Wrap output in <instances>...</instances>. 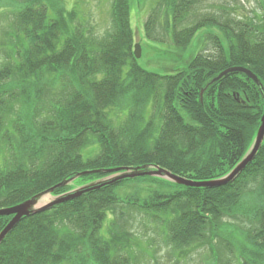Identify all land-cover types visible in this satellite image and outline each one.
Here are the masks:
<instances>
[{
	"label": "trees",
	"instance_id": "trees-1",
	"mask_svg": "<svg viewBox=\"0 0 264 264\" xmlns=\"http://www.w3.org/2000/svg\"><path fill=\"white\" fill-rule=\"evenodd\" d=\"M26 1L16 10V39L0 67V209L83 172H93L80 176L87 185L122 167H160L212 181L248 151L264 114V14L232 23L201 15L199 0H158L165 21L155 5L144 25L156 52L167 43L159 26L182 49L208 26L226 39L212 35L214 52L204 47L179 70L162 74L132 50L131 0H112L111 26L101 35L86 28L76 6L50 11L46 0ZM238 66L260 84L238 72L211 83ZM126 185L135 188L118 193ZM72 189L68 184L53 195ZM119 207L158 224L162 242L173 247L220 242L235 264H264V143L224 186L136 177L24 217L0 243V264H134L132 236L116 217L108 221ZM12 218L0 216V233Z\"/></svg>",
	"mask_w": 264,
	"mask_h": 264
},
{
	"label": "rangeland",
	"instance_id": "rangeland-1",
	"mask_svg": "<svg viewBox=\"0 0 264 264\" xmlns=\"http://www.w3.org/2000/svg\"><path fill=\"white\" fill-rule=\"evenodd\" d=\"M26 2V0H3L1 4L0 1V67L7 62L9 56L6 55V51L11 48V42L16 39L15 34L12 36V26L17 22L16 10L21 8V6H25ZM46 2L47 6H51L50 11L52 9L57 10L60 7L70 10L76 6L80 17L85 20L86 28L95 35L106 34L111 26L110 7L112 0H46ZM199 2V8L197 9L201 15L215 14L220 21H225L226 18L231 19L232 23L235 20L247 21L257 19V17L264 14V0H199ZM155 5H157L156 11L159 21L164 22L165 13L163 8L159 7L158 0H131V25L135 34L132 50L135 51V45L140 44L141 58L143 57L144 65L147 69L162 74L177 71L179 70L178 68L184 66V62L187 63L192 55L200 50L203 51L204 47L207 48V51L210 49L213 52L215 51L212 35H219L221 40L226 42L222 31L217 26H208L197 34L198 38H201L200 40L196 39V36L189 47L182 49L170 42L169 35L164 34L165 31H162L159 26V36L162 35L167 40V43L162 47V52H156L157 49H154L156 44L146 38L144 31L148 11L151 6ZM144 8H147L146 13ZM84 183L79 177L70 184L74 187L72 190H75L87 185ZM134 188V186L127 187L126 185L119 188L118 193L125 195L134 190ZM49 196L50 199L48 201L59 195ZM115 215H112V218L109 217L108 221L111 222L116 217L120 227L123 228L121 230L132 236L133 242L130 241L127 244L130 243L132 245L133 252L131 256L133 258L135 255L134 264H235L233 254L227 249L228 246L220 245V242H196L189 249L188 247L183 249L176 248L172 244L162 242L163 237L157 232L160 230L158 224H153L152 221L149 222L146 218L136 213L135 210L119 207ZM142 221H147L145 222L146 225L141 224ZM106 231L107 229L104 230V233L107 234ZM148 239H153V241ZM210 245H212L211 248ZM218 256H220L219 259L217 258Z\"/></svg>",
	"mask_w": 264,
	"mask_h": 264
},
{
	"label": "water",
	"instance_id": "water-1",
	"mask_svg": "<svg viewBox=\"0 0 264 264\" xmlns=\"http://www.w3.org/2000/svg\"><path fill=\"white\" fill-rule=\"evenodd\" d=\"M135 55L137 59L141 58V46L140 44L135 45ZM244 73L247 76H249L255 83H259V79L256 74H254L250 69L242 66L238 67H231L226 70H224L222 73H220L217 77H215L211 83H215L219 81L221 78L226 76L229 73ZM204 90L201 92V95H203ZM264 143V114L261 118V124L258 129V132L255 136L254 142L252 144V147L248 151V154L246 157L240 161L232 170L229 172L226 176L212 180V181H203V182H197L190 179H187L185 177L176 175L172 173L171 171H168L166 169L160 168V167H147L144 169H128V168H115L108 170L109 172H120V174L105 178L96 182H93L90 185L83 186L81 188H76L75 190H72L71 192H68L63 195L55 196L53 200H50L46 203L42 202V198L46 195H52L53 192L62 186L68 185L77 178H79L82 175H86L88 173L93 172H83L78 175H75L74 177L70 178L69 180H66L65 182L51 188L50 190L39 194L25 202H22L20 204H17L12 207L3 208L0 209V216H13L11 221L7 224V226L3 229V231L0 233V243L13 231V229L18 225V223L22 220L24 217L31 216L33 214H38L47 210L52 209L58 204L67 202L69 200H72L74 198H77L81 195H83L86 192L93 191L99 189L101 186H104L106 184H112L119 180H125V179H133L136 177H143V176H154V177H160L167 180H170L171 182L189 186V187H208V188H214V187H220L224 186L232 181H234L237 176L247 167V165L252 162L260 150L261 146Z\"/></svg>",
	"mask_w": 264,
	"mask_h": 264
},
{
	"label": "bare ground",
	"instance_id": "bare-ground-1",
	"mask_svg": "<svg viewBox=\"0 0 264 264\" xmlns=\"http://www.w3.org/2000/svg\"><path fill=\"white\" fill-rule=\"evenodd\" d=\"M252 71V70H251ZM253 72V71H252ZM254 73V72H253ZM255 74V73H254ZM248 154V151L243 155V157H242V159L240 160V161H242L245 157H246V155ZM239 161V162H240ZM238 162V163H239ZM50 199V196L49 195H46V196H44L43 198H42V202L43 203H46V202H48V200Z\"/></svg>",
	"mask_w": 264,
	"mask_h": 264
}]
</instances>
